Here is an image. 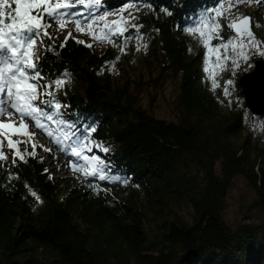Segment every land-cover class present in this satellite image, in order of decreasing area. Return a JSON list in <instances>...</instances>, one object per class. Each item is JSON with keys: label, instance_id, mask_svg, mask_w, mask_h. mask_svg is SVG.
<instances>
[{"label": "trees", "instance_id": "16d2710c", "mask_svg": "<svg viewBox=\"0 0 264 264\" xmlns=\"http://www.w3.org/2000/svg\"><path fill=\"white\" fill-rule=\"evenodd\" d=\"M224 1L101 2L103 9H148L142 31L154 37L155 65L179 80L177 123L155 118L129 82L113 79L118 56L112 48L78 43L76 31L65 38L61 18L44 15L49 22L31 33L42 54L29 74H39L33 81L39 92H51L45 115L55 114L107 149L108 179L87 170L68 176L64 158L51 149L41 159L24 142L19 155L7 146L0 160V264H264V151L245 136L247 108L213 92L208 50L200 33L189 31L208 29ZM263 13L260 0L250 15L253 28L264 25ZM255 34L264 41L261 31ZM234 37L225 24L213 32L211 46ZM65 74L75 75L83 90L62 96L46 87ZM237 96L244 99L239 80ZM237 177L256 190L253 207L261 218L232 229L224 212ZM182 204L193 209L191 223L177 215Z\"/></svg>", "mask_w": 264, "mask_h": 264}, {"label": "rangeland", "instance_id": "374dc122", "mask_svg": "<svg viewBox=\"0 0 264 264\" xmlns=\"http://www.w3.org/2000/svg\"><path fill=\"white\" fill-rule=\"evenodd\" d=\"M67 1L69 0H64V2ZM92 2L94 3V7H99L100 4H97L96 0H92ZM92 2L91 0H83L85 5L92 4ZM259 2L260 0H225L219 6L214 20L210 22L208 26L216 29L225 27V24H227L228 28L231 29L230 25L233 22L240 21L250 16L257 8ZM56 3L57 0H50L52 7H54ZM12 5L13 3H11V9ZM45 14L47 13L44 12L41 16L42 26H46L49 22L43 19ZM148 14L149 11L146 8L129 5L117 11L101 10L96 16L88 18L86 23L79 22V20H81L79 18L80 16L74 19L71 17L67 18L61 11L57 13V16H60L62 20L67 19V23H70V30L65 35H69L73 30H77L76 24L78 22L81 30L77 31L83 40L96 39L98 42V51H103L107 47L112 48L117 54L116 56H118V62L111 71L113 79L123 84L129 82L133 87L134 94L140 96L141 105L155 118L177 123L180 118V111L177 105L180 92L179 80L161 74L159 66L156 67L155 65L153 53L154 37L152 39V37L144 34L142 31L144 27L142 21L143 17ZM262 16L264 19V13ZM101 17L104 19H101ZM89 25H92L91 29H89ZM105 25L108 26L107 29H105ZM117 27L125 29L122 34L117 32ZM254 31L255 33L261 31V34H264V25L261 26L257 24ZM130 32L132 33L129 37L128 34ZM204 32L206 35L204 37L200 35L199 39H207L209 28L205 29ZM60 33L63 32L60 30ZM93 33H95V38ZM102 34L103 38H101ZM28 38L30 39V36H28ZM254 38V45L249 44L251 38L246 34L241 39L238 37L232 39L234 44H239L243 41L245 45L243 52L250 57L247 63L238 55L241 51L239 47L233 51L232 47L229 46L227 49L220 47L219 60L216 54L209 56V63L206 67L209 69L207 72L213 92L216 93L221 91L224 99L230 101L232 105L237 106L239 109H243L245 106L244 99L237 96L239 78L254 70L256 60H264V55H262V53H264V41H261L257 35ZM37 44H40L39 41H37ZM37 50H39V45H36L35 49L32 50L34 62L39 61L41 57V53ZM2 51L5 53L2 56H10L6 48ZM233 61H236L239 67H237ZM230 79L233 81L232 85L228 84ZM59 80L63 81V83L59 86L55 84V88L63 95H67L72 91L81 92L83 90L84 86L81 85L75 75L65 74ZM213 80H215V86ZM226 89H228L227 92L225 91ZM3 94L5 95L3 96ZM38 95H40L39 91ZM4 99L9 100L6 91L0 92V102ZM5 105V107H10V109L15 112V110L11 108V105H7L6 103ZM36 106L39 107L38 105ZM220 107L222 112L225 113V107L223 105H220ZM16 114L17 116L19 115L18 113ZM51 116L53 117L52 120H48L47 117L42 118L44 128H37L35 121L31 117H25L23 122L27 124L28 132H31V135H12L11 139L16 143L20 136H25L26 139H23L25 142L39 144L44 148H52L61 152L68 163L67 169L74 173L80 172L83 169H87L89 173L91 172V165L93 162L91 160L85 161L84 156L98 157L101 161L99 167L102 169L106 168L107 164L104 161L106 152L104 150H100L96 153L95 147L89 144L86 138L81 135L78 128H75V126L69 123H61L55 120L53 115ZM247 119L245 136H248L255 146L264 151V116L251 117L248 111ZM0 122L15 123L17 127H19L21 123V121L17 123L14 120H10L5 114L0 116ZM49 132L53 133V135L49 136ZM36 135L39 136L38 140L35 138ZM5 143H7V138L0 136V151L4 150ZM85 146L90 148L91 151L84 150ZM73 147L80 150L82 155L79 157L73 155L71 151ZM72 165H76L79 170H73ZM107 168H109L108 165ZM36 197L39 200L37 195ZM257 198L258 195L256 190L244 177H237L233 181L227 195V209L224 212V219L232 229H236L243 224H257L260 222L261 214L258 209L253 207ZM176 211L180 218L189 223L192 222L194 212L189 205H179ZM158 227L159 225L154 224V228Z\"/></svg>", "mask_w": 264, "mask_h": 264}, {"label": "snow or ice", "instance_id": "6c2138e0", "mask_svg": "<svg viewBox=\"0 0 264 264\" xmlns=\"http://www.w3.org/2000/svg\"><path fill=\"white\" fill-rule=\"evenodd\" d=\"M83 3V0H81ZM11 3L15 4V8L11 9ZM96 3L99 4L100 0H96ZM71 5L64 0H57V3L54 7L51 6L50 0H0V51L5 48L10 53V56L0 57V92L7 93V97L11 102V108L19 114V119L21 121L20 126L17 127L15 123H4L0 122V136L7 138V144L9 149H17V145L11 139L12 135H31L28 132V126L23 122L25 117H31L36 124L37 128H44L42 123L43 110L36 106L35 102L38 99V89L39 84L34 83L33 81L39 80V74L30 75L28 70L35 69V63L33 59V48L35 46L34 40H29L28 36L25 33H32L34 29L39 30L42 27V17L38 14L40 9H43L48 15H52L58 9L68 8ZM6 9H11L10 11H5ZM37 10V14H33V11ZM219 15V13H218ZM101 19H104L101 17ZM10 21V23H5V21ZM65 26L64 22L61 21L60 27ZM77 30H81L79 23L76 24ZM209 28L207 34V39L204 40V47L208 50L209 56L216 54L217 59H220V48H214L211 46L212 33L215 31L214 28L205 25ZM233 28L238 36H243L245 32L251 38L249 40L250 45H254L255 38L253 37L251 31L249 30V18H243L239 23H232L230 25ZM92 28V25H89V29ZM108 26L105 25V29ZM117 32L123 33L125 29L117 27ZM189 31H197L200 33L201 37H204L205 32L197 29H189ZM47 34V33H45ZM95 38V33H93ZM103 38V34L101 35ZM27 41V43H26ZM78 43H84L83 41H77ZM91 47V45H88ZM229 46L232 47L235 51L238 47L241 49L238 55L247 63L250 57H248L244 52L243 48L245 47L243 41L239 44H234L232 41H229L228 44L223 45L225 49ZM264 55V53H262ZM233 63L239 67V64L236 61ZM259 68V65H257ZM205 71H209L208 68H205ZM256 76V73H252L251 76L244 77L240 81L248 90L250 96L253 95V80ZM63 81H56V84L59 86ZM215 86V80H213ZM229 85L233 84V81L230 79L228 81ZM46 87H51L47 85ZM226 92L228 89L225 90ZM45 95H51V92L45 93ZM55 107L59 108L60 105L56 104ZM4 108L0 106V116H3ZM48 120H52L53 117L47 115ZM95 131V129H91ZM49 136H52L53 133L49 132ZM35 145H33V148ZM86 151H91L90 148L85 146ZM72 154L76 156H81L82 152L76 147L72 148ZM106 152L107 149H104ZM17 155H19L17 149ZM23 157H21L22 159ZM6 157L3 154V151H0V160H4ZM85 161L91 160L93 163L91 165V172L85 173L86 175L92 174L95 175L99 173L100 180H106L108 177L103 174L104 170L99 167L101 161L98 157H88L84 156ZM73 170L77 169L76 165H72ZM35 195V194H34Z\"/></svg>", "mask_w": 264, "mask_h": 264}, {"label": "water", "instance_id": "95a60500", "mask_svg": "<svg viewBox=\"0 0 264 264\" xmlns=\"http://www.w3.org/2000/svg\"><path fill=\"white\" fill-rule=\"evenodd\" d=\"M247 18H249V30L253 34L251 18L249 16ZM239 22H235V23H239ZM233 31L236 33L234 29ZM239 37L241 38V36ZM257 65H259V68H257ZM252 73H256V76L254 77L253 80V95L250 96L248 94L249 90L244 85H242L240 81L243 80L244 77L246 76H251ZM239 87L242 88V95L246 100V107L249 110H251L252 114L263 115L264 114V60L256 61L255 69L251 73L244 74L239 79Z\"/></svg>", "mask_w": 264, "mask_h": 264}, {"label": "bare ground", "instance_id": "6f19581e", "mask_svg": "<svg viewBox=\"0 0 264 264\" xmlns=\"http://www.w3.org/2000/svg\"><path fill=\"white\" fill-rule=\"evenodd\" d=\"M77 13L79 14L80 17H86L87 15H92V14H93V16L97 15V12L95 11V9H90L89 11H87V13H83V14H81L79 11H77ZM180 22H183L182 19ZM30 40H34L33 37ZM26 43H27V41H26Z\"/></svg>", "mask_w": 264, "mask_h": 264}]
</instances>
